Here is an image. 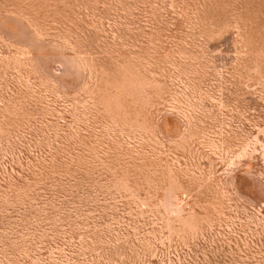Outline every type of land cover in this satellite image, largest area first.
Instances as JSON below:
<instances>
[{"label": "rangeland", "instance_id": "374dc122", "mask_svg": "<svg viewBox=\"0 0 264 264\" xmlns=\"http://www.w3.org/2000/svg\"><path fill=\"white\" fill-rule=\"evenodd\" d=\"M0 264H264V0H0Z\"/></svg>", "mask_w": 264, "mask_h": 264}]
</instances>
